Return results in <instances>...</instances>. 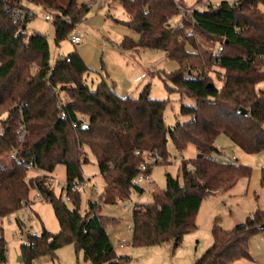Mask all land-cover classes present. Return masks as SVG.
<instances>
[{
	"label": "trees",
	"instance_id": "1",
	"mask_svg": "<svg viewBox=\"0 0 264 264\" xmlns=\"http://www.w3.org/2000/svg\"><path fill=\"white\" fill-rule=\"evenodd\" d=\"M24 1L53 13L56 44L85 20L90 9L77 0H0V218L29 204V191L34 189L51 204L59 224L55 233L45 228L28 232L27 241L20 244V261L32 264L38 257H52L67 244H73L88 264H118L126 258L116 251L107 232V226L119 221L100 213L102 203L125 200L132 192L143 194L144 188L132 180L150 153L162 158L152 167L167 161L169 139L179 151L193 144L196 156L182 161L181 181L167 176L166 186L152 190L149 202L133 204L129 231L132 246L167 243L175 249L185 234L196 229L203 199L225 193L251 175L248 165L214 157L219 152L217 136L224 133L247 153L264 149V87L260 85L264 0H222L206 9L195 6L174 24L173 18L185 9L182 0H116L128 16L127 21L116 22L138 34L137 39L123 36L115 43L117 49H156L177 63L163 78L179 92V112L188 119L173 126L164 122L166 100L151 97L149 84L135 97L121 95L99 73L100 81L91 87L85 77L92 70L76 50L51 63L46 35L26 31L30 14L20 12L26 9ZM215 66L223 69L217 75L219 87L210 75ZM184 97L192 102L184 104ZM240 108L247 112L240 113ZM86 148L96 161L104 189L99 200H89L81 211V192L72 186L86 180L82 172L89 160ZM57 164L65 167L62 189L68 201L55 193L49 181ZM29 170L40 174L28 177ZM260 186L264 188V167ZM259 232H264V209L254 210L229 229L215 218L212 242L192 264L252 259L249 241ZM0 264H8L1 226Z\"/></svg>",
	"mask_w": 264,
	"mask_h": 264
},
{
	"label": "rangeland",
	"instance_id": "2",
	"mask_svg": "<svg viewBox=\"0 0 264 264\" xmlns=\"http://www.w3.org/2000/svg\"><path fill=\"white\" fill-rule=\"evenodd\" d=\"M79 3H88L90 6L85 20L58 44L54 41L52 21L45 19L48 14L42 6L24 1L30 18L26 22V31L31 33L38 31L46 35L49 44L50 62L76 50L91 68L85 79L95 87L100 81L101 75L114 85L115 90L121 95L137 96L145 84H149V95L154 98L166 100L163 118L168 126L177 122H184L187 116L181 115V97L173 85L163 78V73L177 68V63L166 58L164 52L156 49H144L139 52H118L115 43H118L125 35L136 34L129 30L123 23L116 19L127 21L128 16L122 5L116 0H77ZM186 10L198 6L206 9L208 4L216 5L222 0H182ZM234 1V0H227ZM200 3V4H199ZM205 4V5H204ZM181 15H176L172 23L180 20ZM78 34L82 37L80 44H73L70 35ZM198 38V37H197ZM199 39V38H198ZM153 71L150 73L149 71ZM101 73V75L99 74ZM223 69L215 66L210 75L216 86L221 85L218 74ZM261 87H264L262 82ZM62 96L65 98L66 95ZM184 104L191 103V99L184 97ZM219 152L214 153L220 161H233L251 167V175L248 179L241 178L233 188L223 194H216L203 199L195 217L196 229L184 236L182 243L172 248L171 244L132 246V249L120 248L119 241H130L131 231L128 226L132 225L131 210L124 208L125 205L149 202L152 199V190L159 191L167 184V176L181 181L179 167L182 161L193 159L197 150L193 144H188L182 151L175 148L169 139L167 143L168 158L165 163L154 165L150 175L153 183L144 186V193L132 192L129 198L115 203H102L100 213L104 216L115 217L119 223L107 226L111 232L110 239L116 251L132 253L133 264H192L196 257L212 242L211 227L215 218L223 228H232L243 222L246 216L256 209H264V188L260 186L261 168L264 167V149L257 153H247L235 145L230 138L221 133L215 140ZM89 160L82 165V172L86 180L80 185V210L84 211L89 200H99L104 189V181L98 171L96 161L86 148ZM35 171L29 170L28 177ZM49 181L57 195H62V184L65 179V167L57 164L49 174ZM17 219L21 225H18ZM27 219V222L25 221ZM0 226L3 228V241L7 247V263L23 264L20 256V244L27 241V233H40L45 228L51 233L59 229L58 221L54 215L51 204L37 196L34 189L29 191V204L27 211L21 207L15 212L0 218ZM131 242V241H130ZM249 252L252 259L239 258L230 264H264V232L252 236L249 243ZM119 253V254H120ZM188 260H191L190 262ZM32 264H88L83 260L82 254H76L73 244L64 245L54 251V256L44 255L33 260Z\"/></svg>",
	"mask_w": 264,
	"mask_h": 264
},
{
	"label": "built area",
	"instance_id": "3",
	"mask_svg": "<svg viewBox=\"0 0 264 264\" xmlns=\"http://www.w3.org/2000/svg\"><path fill=\"white\" fill-rule=\"evenodd\" d=\"M193 10L192 9H189V10H186L184 9L182 12H181V16H184L185 14H191ZM45 19L48 20V21H51V16L46 14L45 15ZM70 37V41L73 43V44H80L82 42V37H80L78 34H72L69 36ZM222 48H220L219 50H221ZM61 116H64V113H61ZM3 132V129L2 127H0V134ZM138 153V152H137ZM10 157L11 158H14L15 157V152L13 151L11 154H10ZM162 158L161 156H159L156 152H153V153H150L149 155H147L145 157V160L143 161V163L140 164V172L133 178L132 182L139 186V187H143L145 185H149V184H152L153 181H152V178H151V175H150V172H149V169L150 167H152L153 163L154 162H159L161 161ZM36 175H39L40 173L39 172H36L35 173ZM82 184V183H81ZM81 184H76V185H73L72 186V190L75 191V190H80V185ZM66 186V183L63 182L62 184V187L64 188ZM144 188V187H143ZM37 196L40 197L42 199V196L40 193L37 192ZM62 197L63 199H65L66 201H68L66 198H65V192L62 194ZM22 207L27 211L28 209V203H23ZM124 208H126L127 210H132L133 208V204L131 205H125ZM25 221L27 222V219H25ZM128 229L131 230V227L128 226ZM119 247L120 248H128V249H132V244L130 241H126L124 239H122L121 241H119ZM126 255V258H124L123 260L121 261H118V264H133V255L132 253H127L125 254ZM114 261V260H113ZM102 264H108V262H104Z\"/></svg>",
	"mask_w": 264,
	"mask_h": 264
},
{
	"label": "crops",
	"instance_id": "4",
	"mask_svg": "<svg viewBox=\"0 0 264 264\" xmlns=\"http://www.w3.org/2000/svg\"><path fill=\"white\" fill-rule=\"evenodd\" d=\"M90 1L97 2V1H101V0H90ZM85 4L88 5V3H85ZM129 30H130V29H129ZM131 31H132V30H131ZM133 32H134V31H133ZM134 33L136 34V37H134V36H130V37H132L133 39H137V38H138V34H137L136 32H134ZM127 36H128V35H127ZM116 48H117V47H116ZM116 50H117L118 52H120L119 49H116ZM128 52H131V51H128ZM120 54H121V52H120ZM81 57H82V54H81ZM236 163H238V162H236ZM219 194H223V193H219ZM214 195H216V194H214ZM214 195H211V196H209V197H212V196H214ZM209 197H207V198H209ZM205 199H206V198H205ZM226 229H229V228H226ZM107 232H108V230H107ZM189 233H191V232H189ZM187 234H188V233H187ZM108 235H109V237H110V236H111V232H108ZM185 235H186V234H185ZM185 235H184V236H185ZM183 238H184V237H183ZM251 238H252V237H251ZM250 240H251V239H250ZM182 241H183V239H182ZM181 243H182V242H181ZM249 243H250V241H249ZM210 244H211V243H210ZM210 244H209V245H210ZM204 251H205V250H204ZM204 251H203V252H204ZM203 252H202V253H203ZM119 253H120V252H119ZM120 254H122V252H121ZM126 254H127V253H126ZM198 257H199V256H198ZM196 258H197V257H196ZM188 261L190 262L191 260H188V259H187V262H188Z\"/></svg>",
	"mask_w": 264,
	"mask_h": 264
},
{
	"label": "water",
	"instance_id": "5",
	"mask_svg": "<svg viewBox=\"0 0 264 264\" xmlns=\"http://www.w3.org/2000/svg\"><path fill=\"white\" fill-rule=\"evenodd\" d=\"M208 87H212V84L209 83V84H208ZM239 112L245 114L247 111H246L245 109H243V108H240V109H239ZM19 259H21V257H19Z\"/></svg>",
	"mask_w": 264,
	"mask_h": 264
}]
</instances>
